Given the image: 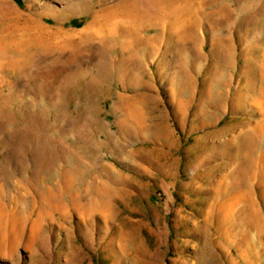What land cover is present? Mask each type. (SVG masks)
I'll use <instances>...</instances> for the list:
<instances>
[{"label":"rangeland","instance_id":"374dc122","mask_svg":"<svg viewBox=\"0 0 264 264\" xmlns=\"http://www.w3.org/2000/svg\"><path fill=\"white\" fill-rule=\"evenodd\" d=\"M122 1L0 0V264L235 259L233 249L215 247L222 237L212 215L231 217L237 233L248 227L237 208L211 203L220 179L230 199L244 177H209L213 166L239 167L232 151L209 149L207 135L262 118L249 100L234 110L230 103L243 71L264 72V0H203L202 7L195 0L193 41L170 31L182 1H149L162 19L147 36L165 35L129 70L117 62L126 42L91 25L95 13ZM221 84L230 96L216 111ZM95 199L101 207L86 213ZM14 218L22 223L13 230ZM249 235L264 243V213Z\"/></svg>","mask_w":264,"mask_h":264},{"label":"bare ground","instance_id":"6f19581e","mask_svg":"<svg viewBox=\"0 0 264 264\" xmlns=\"http://www.w3.org/2000/svg\"><path fill=\"white\" fill-rule=\"evenodd\" d=\"M149 1L151 2V0H124L117 5L107 8L102 13H95L93 16L91 25L96 29L97 34L104 36L103 33H108L112 37H117V39L126 42L123 50L125 58H122L120 55L117 62L120 60L119 62L125 65L127 64L128 70L137 64L136 62H138V60L136 57L141 49L150 47L152 49L159 38L165 35L162 31L157 30L158 33L156 35L147 36V33L156 30L152 26L162 19V16H156L158 11L155 12L153 6H150ZM179 1L182 2H178L180 4L174 9L172 16L173 19H171L172 21L169 24L170 31L177 28V33L182 34V41H184L185 36L188 35L192 37L193 41L196 36L195 31H197L200 24L198 21L199 13L197 12V9L198 5L199 7H202L203 0H199L197 2L198 5L195 0ZM166 19L167 18H163V20ZM190 37L188 36L186 40H190ZM35 39L36 37L34 39L31 38L28 41L35 42ZM219 46L222 47L221 44ZM151 51L153 52V50ZM155 53L156 52H154V54ZM216 55H218V52H216ZM224 58L225 57H223V60ZM243 72L245 76L242 84L240 83L242 86L239 87V90L236 92V97L231 100V110H234L236 106H239L240 102H247L249 100L251 101L250 106L254 107V111L258 112L262 118L259 120H251V118L249 121L232 125L221 131L208 132L207 137L209 139L208 143L210 144L209 149L232 151L233 153L229 159L237 162L239 170L232 173H225L226 166H213L207 171V173L209 177H213L218 171L220 172L219 175H221V177H232L234 175H237V177H244L243 182L237 184L239 187L238 192L236 191L237 193H235L230 199L225 197L223 180L220 179L214 188V200L211 204L212 206H217L220 210L229 207L232 213L234 209L237 208L239 213L243 216V219L240 221L241 224L248 228L246 232L241 231L240 233H237L234 231V222H232L231 217L226 219V217H221L219 213L220 211L215 213L212 216L219 225L218 228L221 232L220 237H222L221 241H219L215 247L223 253H226L229 249L234 250L235 254L233 255L235 256V259H231V264H238V259L244 260L245 264H264V253H262V251H264V243L255 242L249 235L250 230L260 226L264 213V183L260 184L259 182L260 185L258 184L257 187L255 185L259 179H264V150L258 151L257 149L258 144H260L258 143L259 138L261 137L260 135H264V72L255 68L251 69L250 72ZM221 85L224 87V90L230 87V85L226 84ZM206 87L207 85L205 83L201 92V99L203 100L206 99ZM227 89L220 92L218 96L220 97V102L215 108L216 111L223 108L224 105L222 100L225 99L226 95L230 96V91ZM242 91H246V93L241 94ZM225 107L228 108L227 105ZM227 134H232L231 138L223 140L222 138L228 136ZM216 155L217 154L213 152L212 158ZM102 205L103 208L106 207V203ZM98 207H101V205H98V202L95 199L89 205H84L82 208L87 209L88 212L86 213L89 214L90 211L94 212ZM257 210L259 212H257ZM236 212L239 214L238 211ZM232 215L234 216L232 217L234 221L236 213H230V216ZM16 219L17 218H14L13 221L11 220V223L9 221L13 230L22 223V221ZM226 222H229V227L227 228L224 226L226 225ZM31 228L37 233L40 228L38 221H35ZM22 232L23 229L17 232L13 231V243L15 245L20 241Z\"/></svg>","mask_w":264,"mask_h":264}]
</instances>
